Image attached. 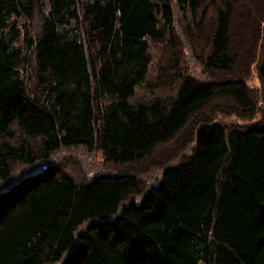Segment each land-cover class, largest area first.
I'll return each mask as SVG.
<instances>
[{
	"label": "trees",
	"instance_id": "trees-1",
	"mask_svg": "<svg viewBox=\"0 0 264 264\" xmlns=\"http://www.w3.org/2000/svg\"><path fill=\"white\" fill-rule=\"evenodd\" d=\"M252 2L0 0V264H264V124L203 113L227 100L238 120L254 114L229 49L231 34L255 49L238 27L252 40L262 25L264 86ZM177 17L187 35L211 24L194 54L207 81L179 68ZM180 135L189 153L148 186L135 170L77 179L48 162L84 147L137 165ZM12 163L36 169L13 176Z\"/></svg>",
	"mask_w": 264,
	"mask_h": 264
},
{
	"label": "rangeland",
	"instance_id": "rangeland-1",
	"mask_svg": "<svg viewBox=\"0 0 264 264\" xmlns=\"http://www.w3.org/2000/svg\"><path fill=\"white\" fill-rule=\"evenodd\" d=\"M252 2V0H251ZM253 8H252V13L250 15L252 16H260L264 12L260 11L258 13V8L257 6L264 7V1H255L252 2ZM260 7V8H261ZM257 12V13H256ZM189 19V17H188ZM251 25H252V19L250 20ZM263 19L261 20L262 24ZM176 35L178 37V42L179 43V52L178 54L181 58L180 61V70L183 72V74H187L189 76H192L194 78H198L199 80L207 81L210 78H207L203 71L202 64L200 63V60L198 57H196L197 52H199L198 46L202 45L203 38L208 36V31L211 27L210 22H206V31L203 33V35H200L197 33V31H193V36L192 35H187V31L185 30V27H183L181 19L177 17L176 23ZM233 27V26H232ZM231 27V28H232ZM259 27V26H258ZM239 32L241 30L242 34L247 36L248 42H252L253 44H256V48L254 49L253 46L250 44H245L242 43L240 48H237V42H239L240 38H236V40L232 39L233 34H231V43L229 46V49L234 51L235 49L240 51L242 54V57L237 61V64L234 65V70L240 69L245 72H247V77L244 80V83L247 87V90L251 92V95L254 99L253 102H255L253 112L254 114L251 116L249 119L250 121H240L238 120L235 116H231L232 112L236 109L234 104L231 102H228L227 100H217L214 103H211L209 106H207L204 109L203 113L206 114H213L215 118L221 120L222 122L225 123H235L239 122L242 124H254L258 121H262L264 124V102H263V94H264V86L258 77L257 74V62L255 63V58L252 60L253 55H257L259 52H262L260 50V43H261V28H257L256 35L254 36V39L251 40L252 35L250 33V28L245 27V26H239ZM253 28V27H252ZM233 28L230 29V32H232ZM260 36V40L259 39ZM199 37V38H198ZM191 44V47L189 45ZM248 49L250 51L248 52ZM263 50V49H262ZM165 55H163V59H165L166 64L170 65L171 64V50L168 48L164 49ZM162 52L160 49L156 48L155 51L153 52L152 59H153V64L152 67H150V71L154 70V68L157 66V64L160 63V58H161ZM233 70V71H234ZM157 79V75L156 78ZM154 78L150 79L149 82L155 81ZM207 79V80H206ZM219 112H223L226 114L224 115H218ZM197 117H190V120L187 124V129L192 130L193 125L195 124ZM181 135L177 138L174 139L172 142L167 143L165 145H162L160 147H157L154 151L153 154L150 156H147L143 161H141L137 165H127L123 167H115L105 161L103 159L104 157L102 156V153L98 150H93V151H88L84 147H74L70 149H62L58 152H55L52 154L51 159L48 161L49 164H57L59 168L63 169L65 172L73 175L75 178L80 179V178H87L90 176H93L95 174H103L104 173H118V170H135L137 174L140 176L142 179V183L144 186L150 185L152 182L158 179L160 176L161 170L163 163L166 161L165 159L169 158L173 155L174 157L180 154V155H185L189 153V148L191 147L190 144L184 145L181 149L178 148V145L181 142ZM42 167V165L37 166ZM36 169V167H27L25 165H22L21 163H12L11 164V170H12V175L15 176L16 174H19L20 172L22 173H28ZM8 185L5 182H0V188L7 187Z\"/></svg>",
	"mask_w": 264,
	"mask_h": 264
}]
</instances>
